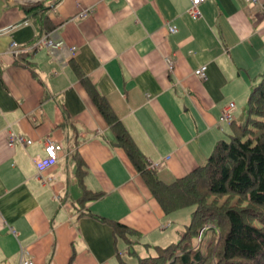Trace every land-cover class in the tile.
<instances>
[{
	"label": "crops",
	"instance_id": "crops-1",
	"mask_svg": "<svg viewBox=\"0 0 264 264\" xmlns=\"http://www.w3.org/2000/svg\"><path fill=\"white\" fill-rule=\"evenodd\" d=\"M34 1L0 0V264H135L93 216L133 231L130 252L141 254L175 242L186 224L177 211L164 215L112 144L85 79L169 183L227 137L219 116L228 102L232 119L242 112L264 65V7L204 0L191 17L189 0H57L48 33L63 46L50 54L32 48L36 30L19 8ZM46 139L57 160L39 171L31 157L43 156ZM83 189L101 196L80 205Z\"/></svg>",
	"mask_w": 264,
	"mask_h": 264
},
{
	"label": "trees",
	"instance_id": "trees-1",
	"mask_svg": "<svg viewBox=\"0 0 264 264\" xmlns=\"http://www.w3.org/2000/svg\"><path fill=\"white\" fill-rule=\"evenodd\" d=\"M56 1L19 6L35 27L32 43L53 28L47 12ZM84 83L111 130L112 144L124 151L164 215L193 207L188 223L177 230L175 242L153 247V256L137 258L135 264H264V65L242 112L228 122V139L216 140L203 164L169 183L160 181L148 167L105 97L88 80ZM77 164L81 174L80 160ZM100 196L83 189L77 203L83 205ZM93 219L107 225L115 238L125 241L128 254L135 255L130 252L133 231L104 218ZM207 233L209 239H205Z\"/></svg>",
	"mask_w": 264,
	"mask_h": 264
},
{
	"label": "built area",
	"instance_id": "built-area-1",
	"mask_svg": "<svg viewBox=\"0 0 264 264\" xmlns=\"http://www.w3.org/2000/svg\"><path fill=\"white\" fill-rule=\"evenodd\" d=\"M204 0H189V9L188 14L191 17H197L199 14L198 11V5L203 2ZM250 3H258L262 7H264V1L260 0H248ZM83 13V12H82ZM81 13V14H82ZM167 29L169 32H173L175 30L174 26H167ZM35 45L42 46L46 49L48 53H53L57 49L61 48L63 46V41L60 39H55L50 36V34L47 32L45 34H42L35 42ZM16 44L14 42H10L8 45V51L9 52H15L16 50ZM73 50V48H71ZM166 63L168 66V69L171 68V61L169 59H166ZM193 73L197 76L202 78L204 76V67L200 66L197 69L193 71ZM234 109V105L232 102H228L221 110L219 120L224 122H229L232 120L231 112ZM15 138L14 135H9V140ZM20 141H23L21 138H18ZM29 140H25L24 143H28ZM43 156L35 155L31 157L32 163L34 167L37 170H43L51 165H53L57 160V153L59 150V147L53 143L52 141L46 139L43 143ZM157 166V163H148V167L150 169H154ZM200 238V233L197 235V240ZM23 264H32L30 261H24L22 260Z\"/></svg>",
	"mask_w": 264,
	"mask_h": 264
},
{
	"label": "rangeland",
	"instance_id": "rangeland-1",
	"mask_svg": "<svg viewBox=\"0 0 264 264\" xmlns=\"http://www.w3.org/2000/svg\"><path fill=\"white\" fill-rule=\"evenodd\" d=\"M229 133V130L227 131V134ZM224 139H228V135H227V137H225ZM192 209H193V207H190V208H185V209H182V210H180V211H177L178 213H176L177 214V216L179 215V216H181L182 218H183V223L182 224H187L188 223V220H189V214H190V212L192 211ZM201 234L202 233V230H200L199 232H198V234ZM209 233H207V235H206V238L205 239H209ZM200 238H201V236H200ZM199 238V239H200ZM198 241V240H197ZM136 247L135 246H133L132 247V249H134V252H135V257H133L132 259H130V258H128V260H132L131 262L133 263V260H134V263H136V259L137 258H143V257H149V256H153L154 255V253L152 254L150 251H143V254H141L140 253V250H137V248L135 249ZM139 251V252H138ZM140 255H139V254ZM142 255V256H141Z\"/></svg>",
	"mask_w": 264,
	"mask_h": 264
}]
</instances>
